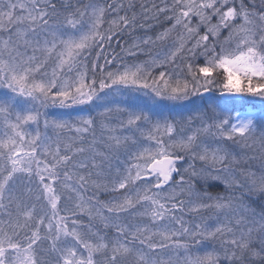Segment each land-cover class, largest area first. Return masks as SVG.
<instances>
[{
    "label": "snow or ice",
    "instance_id": "snow-or-ice-1",
    "mask_svg": "<svg viewBox=\"0 0 264 264\" xmlns=\"http://www.w3.org/2000/svg\"><path fill=\"white\" fill-rule=\"evenodd\" d=\"M123 9L0 0V264H264V208L257 218L244 204L264 198V173L241 171V181L229 150L264 128V110L162 111L213 88L264 100V10L255 0L142 4L140 19L168 26L116 40L117 52L114 38L138 20ZM133 93L145 99H120ZM220 184L228 196L210 191ZM186 210L210 215L189 224ZM167 250L175 259L156 257Z\"/></svg>",
    "mask_w": 264,
    "mask_h": 264
},
{
    "label": "trees",
    "instance_id": "trees-1",
    "mask_svg": "<svg viewBox=\"0 0 264 264\" xmlns=\"http://www.w3.org/2000/svg\"><path fill=\"white\" fill-rule=\"evenodd\" d=\"M102 2L103 4H109L113 3L114 0H98ZM89 0H57V6L59 7L61 3H71L73 7H83V5L87 4ZM115 2L122 3L124 5V9L121 10L122 15L127 14L128 16H132L133 13L137 14L138 20H137V26L133 28L130 32H133L131 36H128L124 34L122 37H116L113 40V47L116 48V51L119 52V47H116V40L120 41V44L122 46H127L128 44H131L136 38L140 37H146V36H155L158 32L163 30V27H167L168 25L166 23H163V17H161V23H157L155 20H148L143 21L140 19V16L142 14L141 5H148L150 6L152 3H155L157 5H160L162 3V0H115ZM170 2V0H169ZM132 4L133 6L131 8L128 7L129 4ZM245 3L248 4L249 0H245ZM255 9L256 11H262L264 10V6L261 5V0H255ZM141 23H144L146 26L144 28L139 27ZM147 25H152V27H147ZM147 49V51H146ZM157 49H153V52ZM145 51L148 52V48H145ZM144 54H141L139 61H142ZM127 59V57H125ZM128 60V59H127ZM213 91L215 93H219L220 90L218 88H213ZM250 96L243 95L242 104L240 105L241 108L238 107V104L240 102H233L234 110L235 111H244L245 106H253L254 109H258V105H264L260 101L261 98L254 99L253 101L250 100ZM243 107V108H242ZM260 125V124H259ZM259 134L253 132L251 137L247 140L246 144H236L230 146V151L233 152L234 155H236L237 159L240 161L238 165H235V174L243 181L244 177L240 175L241 171L247 173V172H253L256 173L257 176H259L261 173H264V128L258 127ZM197 164H199L197 162ZM210 191L213 192V194H216L219 192L222 195L228 196L230 193L228 191H225L223 184H220L218 188H213ZM241 190L236 191V195H240ZM244 204L249 205L251 209H254L257 218L259 216V213L261 212L262 208H264V198L260 197L259 195L252 196L251 200L245 198ZM210 215L209 212L205 211L200 214L199 221L201 222V217H208ZM250 216L251 213H248Z\"/></svg>",
    "mask_w": 264,
    "mask_h": 264
},
{
    "label": "rangeland",
    "instance_id": "rangeland-1",
    "mask_svg": "<svg viewBox=\"0 0 264 264\" xmlns=\"http://www.w3.org/2000/svg\"><path fill=\"white\" fill-rule=\"evenodd\" d=\"M99 3L103 4L102 2L98 1ZM120 15H122V13L120 12L119 13ZM115 14L114 13H109V19H111ZM133 32H130V33H125L126 35L128 36H131ZM147 51V49H146ZM144 50L143 53L141 54H144L143 55V58H142V61L143 60H147L149 59V55H148V52H146ZM141 54H139V56L135 59H137V61H139L138 59L140 58ZM128 60H131L132 58H128ZM141 61V60H140ZM101 63H103V60H101ZM6 91V89H0V96L3 95V93ZM250 100H254V99H257L258 97H252L250 96L249 97ZM120 99L124 102V104H134V103H140L141 101H143L145 98L141 95V94H136V93H133L131 95H125L123 97H120ZM260 101L262 103H264V100L260 99ZM233 102L231 103H225L218 95L217 96H212V97H209V98H199L198 96L197 97H193L192 98V102L189 103V102H170V101H166L163 103V107H162V111H163V115L164 116H169V118H172V117H176V118H187L188 115H196V109H199L201 112H204V111H207L209 115L212 114V108L216 107L217 105H220L222 106L224 109H227L228 111L232 112L233 114L237 111L234 110V106L232 104ZM183 105H188L187 108L183 107ZM240 105H243L241 102L238 104V107L241 108ZM243 108V107H242ZM262 110H264V105H258V109H254L253 106H248L246 105L245 106V109L244 111H248V112H256L257 114H259ZM41 111H48L50 114L53 113V112H56L58 110L56 109H47V110H44V109H41ZM244 111H239V112H244ZM84 115H87L88 113H83ZM95 114V113H93ZM51 115L49 116V119H51ZM43 117L41 118V124H40V131L41 133H44L45 129L43 127ZM260 122L258 121L257 122V126H256V129H255V134L256 133H260L258 132V127H260ZM34 128L35 126H32L31 128H29V131H33L34 132ZM0 131H2V129H0ZM48 135L50 136H53L54 134L52 133L51 129L48 130ZM104 135V133H102V130L100 129L99 125H97L96 127V130H95V139H96V147L98 150H102V145L100 143L101 141V138L102 136ZM93 141V137L91 134H89L88 136L85 137V141H84V145L85 147H87L89 144H91ZM87 155V153L85 154ZM123 158V157H122ZM199 166V164H197V167ZM34 187V186H33ZM198 187H200L198 185ZM19 190V189H18ZM94 194V189L92 188H87L86 190H83V195L85 196V198H88V197H92ZM99 199L101 201L103 200H107L109 199V196L104 194L103 192H101L99 194ZM63 202L61 204V207H63ZM183 216H184V219L186 222H188L189 224H196V223H200L199 221V218H200V215L197 216L196 214L194 213H190L188 212L187 210L183 213ZM122 219L124 220H131L132 217H122ZM44 248H47V243H45L43 245ZM195 250V249H194ZM42 257H44V259H48L49 257L47 256L46 252H41L40 253ZM157 258H160L162 257L163 259L167 260L169 257H172L173 259H175V253L171 250H167L165 252H162V253H157L155 254ZM183 258V254L181 253V259Z\"/></svg>",
    "mask_w": 264,
    "mask_h": 264
},
{
    "label": "water",
    "instance_id": "water-1",
    "mask_svg": "<svg viewBox=\"0 0 264 264\" xmlns=\"http://www.w3.org/2000/svg\"><path fill=\"white\" fill-rule=\"evenodd\" d=\"M211 95V92H207V93H203L200 97H203V96H210ZM221 98L225 101H232V100H241L242 99V95L241 96H222L221 95Z\"/></svg>",
    "mask_w": 264,
    "mask_h": 264
}]
</instances>
